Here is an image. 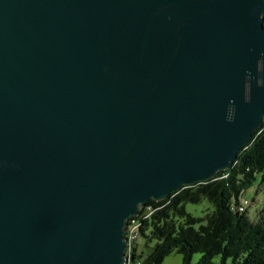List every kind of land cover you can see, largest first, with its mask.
Here are the masks:
<instances>
[{
	"label": "water",
	"instance_id": "1",
	"mask_svg": "<svg viewBox=\"0 0 264 264\" xmlns=\"http://www.w3.org/2000/svg\"><path fill=\"white\" fill-rule=\"evenodd\" d=\"M264 0H0V264H125L126 222L232 168L264 118Z\"/></svg>",
	"mask_w": 264,
	"mask_h": 264
},
{
	"label": "trees",
	"instance_id": "2",
	"mask_svg": "<svg viewBox=\"0 0 264 264\" xmlns=\"http://www.w3.org/2000/svg\"><path fill=\"white\" fill-rule=\"evenodd\" d=\"M258 179L264 182V118L232 168L209 181L183 186L160 201L150 199L138 210L140 223L135 227L140 237L129 264H163L174 252L181 255L182 264H192L195 253L201 255L197 264H264V218L252 219L247 209L238 208L243 193ZM203 199L213 211L203 217L186 211L187 204L199 205ZM140 240L150 248L145 256L137 254Z\"/></svg>",
	"mask_w": 264,
	"mask_h": 264
},
{
	"label": "rangeland",
	"instance_id": "3",
	"mask_svg": "<svg viewBox=\"0 0 264 264\" xmlns=\"http://www.w3.org/2000/svg\"><path fill=\"white\" fill-rule=\"evenodd\" d=\"M241 199H246L249 202V205L246 206L249 217L257 220L259 216L261 217L262 215L264 218V213L260 214L262 208H264V182L262 181V179H258L257 183H255L250 189L243 193ZM211 210L213 211V206L206 199H203V201L199 205H186V211L197 217H203L207 212ZM137 245L139 246L137 254L143 253V256H145L149 252L150 248H147L145 246L144 240L138 241ZM200 258V254H193L192 264H197L200 261ZM163 264H182V257L176 252L171 253L169 256H166L164 258Z\"/></svg>",
	"mask_w": 264,
	"mask_h": 264
},
{
	"label": "built area",
	"instance_id": "4",
	"mask_svg": "<svg viewBox=\"0 0 264 264\" xmlns=\"http://www.w3.org/2000/svg\"><path fill=\"white\" fill-rule=\"evenodd\" d=\"M150 208H148L149 210ZM147 215L143 216V218H145ZM139 214L133 218V222H129L126 223V237H125V242L127 244V251L126 254L128 252H132L133 248H135V244L137 242L138 237H140L139 233H136L135 231V224H139Z\"/></svg>",
	"mask_w": 264,
	"mask_h": 264
},
{
	"label": "bare ground",
	"instance_id": "5",
	"mask_svg": "<svg viewBox=\"0 0 264 264\" xmlns=\"http://www.w3.org/2000/svg\"><path fill=\"white\" fill-rule=\"evenodd\" d=\"M242 201V200H241ZM249 205V202L247 201V200H243L242 202H240V204H239V206H238V208H239V210H241V212L242 211H245L246 210V206H248ZM135 217V216H134ZM133 218V217H132ZM127 223V222H126ZM125 229V228H124ZM135 231H136V233H138L137 232V230H136V227H135ZM125 234V233H124ZM124 239H125V235H124ZM126 251H127V244H126ZM126 251H124V257H125V259H126V262H125V264H129V263H131L130 262V255H131V253L132 252H128L127 254H126Z\"/></svg>",
	"mask_w": 264,
	"mask_h": 264
}]
</instances>
